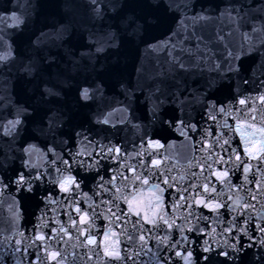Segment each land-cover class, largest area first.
Segmentation results:
<instances>
[{
	"label": "water",
	"instance_id": "obj_1",
	"mask_svg": "<svg viewBox=\"0 0 264 264\" xmlns=\"http://www.w3.org/2000/svg\"><path fill=\"white\" fill-rule=\"evenodd\" d=\"M13 14L23 23L16 26L9 19ZM201 16L207 19H196ZM253 27L258 31L253 32ZM184 28L208 36L223 31L225 38L213 45V60L187 72L177 71L175 78L159 77L166 55L164 42ZM0 35L4 37L0 52L10 48L12 53V59L0 64V264H184L175 249L158 243L166 236L177 239L181 233L163 224L160 230L143 224V229L152 230L140 232L141 225L134 229L131 223L137 217L124 223L127 217L117 220L107 211L103 201L113 191L105 189L120 180L118 172L112 171L117 162L110 155H98L109 146L121 149L124 159L119 172L141 159L159 160L161 171L172 166L170 175L178 180L185 176L179 181L182 186L203 184L207 177L221 202L231 205L237 196L251 200L249 189L255 191L254 186L244 183L241 171L231 163L201 170L198 164H205L213 139L207 137L204 152L199 142L207 132L218 135L223 130L232 147L242 149V134L252 139L254 131L248 122L241 121L236 132L220 127L225 119L237 124L245 108L239 104L242 99L257 109L251 122L257 128L264 126V102L258 99L264 96V0H98L97 5L91 0H0ZM229 52L238 59L233 60ZM229 65L233 70H228ZM26 67L33 69L31 74L24 71ZM157 85L160 91H155ZM84 88L89 89L87 100L81 98ZM213 104L217 109L211 108ZM219 107L226 113H218ZM210 111L217 113L216 120L210 118ZM17 118L20 124L9 131L8 121ZM190 124L197 131L189 128L185 134V125ZM148 142L162 147H148ZM145 147L152 156L137 157ZM193 157V166L188 167ZM248 163L255 168L259 162L249 159ZM221 167L228 171L230 184L216 178ZM21 172L30 179V190L15 183ZM193 172L194 177L189 175ZM113 175L117 180L105 184ZM69 176L79 187L72 185L63 192L59 183ZM177 194V189L167 188L163 206L154 211H167ZM152 197L145 190L134 205L143 211L144 201ZM194 197L195 190L189 202ZM115 203L127 208L120 199ZM77 206L87 215L82 218ZM192 210L209 219L192 221L204 232L183 233L191 243L178 247L181 252L191 251V264H264V244L259 243L264 233L255 228L257 222L264 224L259 220L264 214L260 203L248 213L252 219L247 225L241 223L243 215L227 207L219 209V216L203 206L194 205ZM184 213L180 208L170 214L177 225H183ZM233 223L247 228V234L224 231ZM46 234L54 238L49 240ZM129 234L145 235V248L138 239H128ZM42 235L43 241L38 239ZM89 235L95 244L87 243ZM205 240L213 251H204Z\"/></svg>",
	"mask_w": 264,
	"mask_h": 264
},
{
	"label": "snow or ice",
	"instance_id": "obj_2",
	"mask_svg": "<svg viewBox=\"0 0 264 264\" xmlns=\"http://www.w3.org/2000/svg\"><path fill=\"white\" fill-rule=\"evenodd\" d=\"M91 3L97 5L98 0H91ZM95 11L99 15V7H97ZM237 16L240 18L241 21L244 19V17L240 15V12H237ZM9 19L13 20L16 26H19L23 23L22 19L15 16V14H13V16ZM196 19L204 20L207 18L201 16L197 17ZM232 19L233 21H235L236 18L233 17ZM181 23L183 24V22ZM252 31L257 32L258 29L256 27H253ZM245 35L247 36L248 34ZM224 38L225 37L223 31L215 33L214 36L205 35L197 30H192L191 32H189L187 28H184L182 31L174 32L171 36L168 37L167 41H165L162 46L163 49H166V55L163 63L158 69L157 75L162 78H167L168 76H172L173 78H175V73L177 71L187 72L192 70L193 68H199L202 62H207L214 59L215 49L213 45H219V43L223 41ZM3 41L4 37L0 35V42ZM227 55L231 56L233 60L238 59V56L233 52H229ZM10 59H12V53L10 48L3 52H0V64L7 63ZM215 66L219 68V65ZM228 70H233L231 65H229ZM24 71L31 74L33 69L30 67H26ZM155 91H160L159 85L156 86ZM48 92L49 94H52L50 89L48 90ZM81 98L84 100L89 99L88 88H84L82 90ZM258 99L264 102V96H260L258 97ZM239 104L245 106V108L237 119V124L230 125L225 119L224 123L220 125V127L221 129L227 128L229 131L236 132L240 130V127L238 126L241 125V121H247V127L249 129L254 130L250 133L252 139L242 134L241 138L244 142V146L242 149L237 150L232 147L230 139L226 138V133L223 130L218 135H214L211 132H207L206 136L202 137L201 141L199 142V150L201 152H204V145L207 141L208 136H212L213 142L207 147L205 164H198V166L203 171L205 170V166L207 169L210 170L213 168L214 164H220L221 166H223L225 164L231 163L233 168L241 171L244 177V183L251 184L254 186L255 191L249 189V192H251V200L242 201V198L237 196L234 199L233 204L231 205H227L225 202H221L217 199L220 194L217 193V190L212 184V181L207 177H205V183L203 184L189 182L186 185L182 186L179 181H183L185 179V176L180 175L178 180L177 177L170 175L172 171V166H169L166 170L161 171L159 160L154 161L153 159H147L145 162L143 159H141L138 160V163L136 165L126 166V172H119V167L121 166L120 162L124 159V157L121 155V149L118 147L109 146L106 149H102L101 152L98 153V155H100L101 158L110 155L112 159L117 162L118 168L113 169L112 171L113 173L118 172L120 180L113 186L112 189H105V191H113V195L110 196L107 201H103V203L108 205L107 211L110 212L111 215L117 220H121L127 217V219H124V223H128L131 220V217L133 216L137 217L136 220H131V223L134 229L137 228V225H141V228L137 229L140 232H150L152 230L143 229V224H151L153 228H156L157 230H160V226L161 224H163L167 226V229H175L176 231L181 233L180 237L177 239L169 240V238L166 236L163 239H159L158 243L164 244L168 248L175 249V255L178 256L184 262V264H191V251L189 249H186L184 252H181L178 246L190 244L191 241L190 238L186 235H183V233L185 231H195L197 233L204 232V229L200 228L198 224H193L192 221L193 219L197 221L201 219H209V217L204 216L203 213L196 214L192 210L194 205L208 208L210 211L215 212L217 216L220 215L219 209L221 207H227L229 211L237 212L239 215H243L245 219L241 223L243 225H247L252 219V217H250L248 213L250 211L256 210V203H260L261 208H264V201H262L260 198L264 197V168L261 167V165H264V126L257 128L256 124L251 122L256 120V116L252 115V113L257 111L254 105L248 106L246 104V100L244 99L239 100ZM211 108L217 109V105L213 104ZM218 113H226V109L224 107H219ZM216 115L217 113L210 111L211 119L216 120ZM20 122L21 121L19 118H17L16 120L8 121V130L11 131V129L19 125ZM181 123H183V121ZM261 124L264 125V120L261 121ZM189 128L193 132L197 131L195 124L185 125V134L187 132V129ZM257 133L259 134L258 140L256 139ZM148 147L157 148L162 147V145H159L158 143L148 142ZM221 149L223 150L227 158H225V155H220L219 150ZM145 154L147 157L152 156V153L148 151L147 147H145L144 154L138 152L136 153V156L140 157ZM213 156L216 157L213 163H207V161L213 159ZM194 159L195 157L188 160V167L193 166L192 161ZM249 159L257 160L259 162L255 166V168L253 165L248 163ZM62 163L68 164V161L63 160ZM140 167H143V171L139 170ZM152 168H155L156 171H151ZM256 172H260L261 175L257 177ZM126 173H132V176L129 177V175H127ZM250 173L252 174V179H249ZM189 175L194 177L196 173L193 172ZM215 176L218 180H222L224 183H231V181L229 180V173L223 167H221L219 171L215 172ZM101 180H103V177H101ZM114 180H117L116 175H113L111 179L105 182V184L112 185V182ZM125 181H127V183H124ZM15 183L21 188L29 187L30 179L27 178L23 172H21L18 174ZM72 185H75L76 188L79 187V185L76 184V181L71 176L66 177L63 181L59 183V187L63 192H69ZM162 185L167 186V188L177 189L178 194L174 198L175 202L169 206L167 211L157 212L154 211V209L161 208L163 206V193L167 190V188L162 187ZM3 186L8 187V185ZM100 186L104 187L103 184ZM144 186H148L147 189H145ZM233 187L239 189V186ZM145 190L153 193V197L144 201V210L142 211L139 206L134 205V202L139 201L141 199V194ZM193 190H195V197L192 198L189 202L190 197H192ZM257 192L260 193V197L257 196ZM116 193L119 194L118 197L115 195ZM184 193H187L188 195H184ZM205 193H207L206 196L204 195ZM214 193L216 195H213ZM116 199H120L125 204H127V208H120V205L115 203ZM229 199L233 198L229 197ZM252 201H256V203H252ZM180 208L185 209V213L183 215L185 223L183 225H177L176 217L170 214L172 209ZM113 209H118L120 214L118 215L117 211H114ZM241 209H243L242 212L239 211ZM75 211L77 213H80L82 215V218L87 215L86 211L82 210V208L79 206L75 208ZM93 214H95V210L93 211ZM233 219H235V217ZM259 220L264 221V214L260 215ZM76 223L77 222L74 220L73 224L75 225ZM255 228L261 233H264V224L257 222L255 224ZM233 229H236L239 232L244 233L245 235L247 234V228L241 227L235 223H233L232 227L230 228L226 227L224 231L231 233ZM60 231L64 232V229L61 228ZM212 231L215 232V229L213 228ZM46 235L48 236L49 240L54 238L50 234ZM38 239L43 241L45 240V236L42 235L38 237ZM128 239H138L140 241V247L142 250L148 243L146 236L143 234L139 236L129 234ZM249 239H251V237H249ZM15 243L20 244L21 242L16 241ZM87 243L95 244L96 242L89 235L87 237ZM204 243L206 245L204 247L205 252H210L214 250L212 244L209 243L207 240H205ZM259 243L264 244V240L259 241ZM225 246H229L227 244V241H225ZM248 246L251 247L252 245ZM230 247H232L234 250H239L236 249L235 244L230 245ZM147 251L150 252L151 248H148ZM222 254L228 256L227 252H223ZM137 255H139V253H137ZM116 258L120 259L118 255L116 256ZM164 259L165 261H167L168 257H165ZM203 259L207 260L208 257H203Z\"/></svg>",
	"mask_w": 264,
	"mask_h": 264
}]
</instances>
